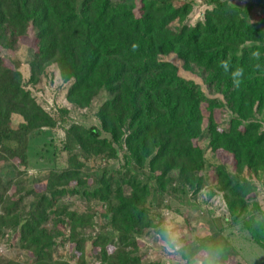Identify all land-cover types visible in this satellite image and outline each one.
Listing matches in <instances>:
<instances>
[{"label": "trees", "instance_id": "1", "mask_svg": "<svg viewBox=\"0 0 264 264\" xmlns=\"http://www.w3.org/2000/svg\"><path fill=\"white\" fill-rule=\"evenodd\" d=\"M251 1L207 0L211 9L191 26L192 0H0V237L15 224L21 248L32 256L22 263L0 258V264H71L47 254L44 229L67 196L103 203L114 227L91 239L87 254L85 240L75 239L91 217L71 214L76 264H85V257L96 264H166L143 263L137 240L153 230L170 243L161 216L149 213L159 194L168 195L173 176L194 194L204 188L205 142L209 152L232 158L231 170L220 165L211 178L226 211L234 221L246 213L255 199L249 176L264 185V0ZM29 34L35 48L24 83L18 65L8 67L1 53L14 51ZM222 61L243 70L238 86ZM50 66L69 85L71 105L87 109L100 93L106 100L96 112L98 128L66 130V141L53 152H65L66 165L44 175L39 193L27 189L30 136L56 122L25 88ZM194 68L202 70L213 97L180 74ZM215 112L229 114L226 128ZM119 152L123 171L88 167ZM182 242L171 254L186 264H230L238 255L217 231Z\"/></svg>", "mask_w": 264, "mask_h": 264}, {"label": "rangeland", "instance_id": "2", "mask_svg": "<svg viewBox=\"0 0 264 264\" xmlns=\"http://www.w3.org/2000/svg\"><path fill=\"white\" fill-rule=\"evenodd\" d=\"M238 3L252 4L251 0H236ZM192 10L187 17L186 23L193 26L197 22L203 21V15L211 6L207 0H192ZM262 13L257 12V17L262 18ZM256 17V18H257ZM31 34L22 38L14 51H3L1 53L6 65L10 68L14 64L18 65L22 81L27 83L30 77L29 62L35 46ZM170 60L180 68V62L171 57ZM183 77L199 84L206 95H213L208 91L206 77L200 69H192L190 73L180 70ZM69 85L64 83L59 75L56 66L48 67L40 78V82L35 85H28L25 89L31 93L42 109L48 113L56 122L53 129H42L30 136L28 149V182L27 189H35L39 193L44 192L45 183H40L46 173L66 165L67 155L65 152L54 157V147L62 145L66 141V130L72 125L85 128L99 127L96 112L99 106L106 100L105 93H100L92 102L89 108L79 109L71 105L67 100V90ZM65 111V112H64ZM204 115L205 112L203 111ZM219 113V114H218ZM260 119V113L255 115ZM215 119L222 128L227 127L229 114L215 112ZM18 118H13L17 122ZM261 132L264 133V122L261 121ZM207 142L201 144L205 151L206 169L201 173L206 178L205 186L198 193L193 190L177 185L176 178L173 176V183L168 189V195L163 197L159 194L156 197L154 206L152 205L150 216L156 218L160 215L162 224L169 237L167 243L153 230L143 231L138 241L136 251L143 263L163 261L166 264H186L179 262L172 256V246L177 249L182 245V241L202 239L209 234L217 231L225 236L230 245L238 253L236 259L231 260L230 264H264V250L253 240V236L263 245L264 244V185L262 180L254 179L253 175L248 180L255 187V199L249 203L244 215L234 221L225 209V204L221 194L217 192L216 186L211 185V178L215 171L224 165L225 169L231 170L232 158L224 152L215 154L207 149ZM3 165V164H2ZM0 166L1 169L3 166ZM99 170L106 169L110 173L123 171L124 159L123 152H119L116 159L98 158L94 159L88 167ZM147 185L150 183L144 181ZM59 213L49 216L46 231L47 240L51 246L47 249V254H52L58 261L76 264L78 256L73 251L75 240L84 239V251L87 254L91 250V239L98 237L101 233L114 229L111 224V216L106 213L103 203L94 202L87 198L65 197L59 202ZM58 208V209H59ZM56 210V209H55ZM63 213V214H62ZM76 216H89L91 221L87 222L84 229L76 231V239L72 241L71 230L77 225L71 219V214ZM21 215V214H20ZM19 215V216H20ZM0 237V258L7 261L22 263L27 261L31 254L21 248L19 244V227L11 224L2 230ZM116 244V240H115ZM85 264H96L92 257H85ZM195 262V261H194ZM193 261L190 264L194 263Z\"/></svg>", "mask_w": 264, "mask_h": 264}, {"label": "clouds", "instance_id": "3", "mask_svg": "<svg viewBox=\"0 0 264 264\" xmlns=\"http://www.w3.org/2000/svg\"><path fill=\"white\" fill-rule=\"evenodd\" d=\"M253 55H256V53H253ZM220 66L224 69L225 72L230 73L233 86H238L240 78L243 75V70L241 68H235V69L230 70L229 65L223 61L221 62ZM201 264H219V260H216V261L203 260V261H201Z\"/></svg>", "mask_w": 264, "mask_h": 264}]
</instances>
